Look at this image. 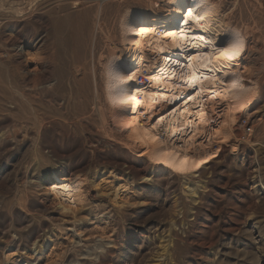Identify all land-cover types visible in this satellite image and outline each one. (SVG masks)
<instances>
[{
  "label": "rangeland",
  "instance_id": "1",
  "mask_svg": "<svg viewBox=\"0 0 264 264\" xmlns=\"http://www.w3.org/2000/svg\"><path fill=\"white\" fill-rule=\"evenodd\" d=\"M148 1L0 0V264H264V0H215L232 22L252 30L243 62L259 93L219 157L188 184L148 160L141 184L121 161L103 157L124 156L112 143L124 135L112 128L106 138L99 122L84 131L55 124L35 134L21 95L32 92L27 69L50 63L56 75L63 72L64 89H75L77 64L90 66L93 52L104 62L120 39L121 15ZM37 51L40 61L29 63ZM80 108L72 101L65 111ZM52 146L77 167L72 179L86 183V201L74 213L48 190L52 172L68 175L48 153Z\"/></svg>",
  "mask_w": 264,
  "mask_h": 264
},
{
  "label": "bare ground",
  "instance_id": "2",
  "mask_svg": "<svg viewBox=\"0 0 264 264\" xmlns=\"http://www.w3.org/2000/svg\"><path fill=\"white\" fill-rule=\"evenodd\" d=\"M161 1L163 8L160 1L149 0L146 6L124 11L113 52L104 62L95 60L93 52L90 66L77 64L75 89H64L63 72L56 75L55 66L51 71L53 65L46 62L27 69L33 77L32 92L21 95L32 108L38 138L55 124L84 131L99 122L106 138L114 136L112 128L124 135L112 140L124 156L103 157L121 161L137 173L141 184L148 180L141 168L147 160L160 171L184 176L188 184L190 176L219 157L239 114L258 98L260 83L243 62L252 30L232 22L221 2ZM93 43L94 51L96 39ZM224 51L235 54L224 59L220 55ZM19 52L28 54L24 46ZM40 53L33 59L28 55L29 63L40 61ZM72 101L79 102L80 110L65 111ZM37 150H45L41 140ZM48 153L62 172H68L66 177L52 172L48 190L64 212L74 213L86 201V183L72 179L77 167L65 160L61 148L52 146ZM92 156L89 151V160Z\"/></svg>",
  "mask_w": 264,
  "mask_h": 264
},
{
  "label": "built area",
  "instance_id": "3",
  "mask_svg": "<svg viewBox=\"0 0 264 264\" xmlns=\"http://www.w3.org/2000/svg\"><path fill=\"white\" fill-rule=\"evenodd\" d=\"M139 81L141 84L144 83L142 77L139 78ZM243 127L246 135H251L253 133V127L246 120L243 122Z\"/></svg>",
  "mask_w": 264,
  "mask_h": 264
},
{
  "label": "snow or ice",
  "instance_id": "4",
  "mask_svg": "<svg viewBox=\"0 0 264 264\" xmlns=\"http://www.w3.org/2000/svg\"><path fill=\"white\" fill-rule=\"evenodd\" d=\"M235 53L234 52H229V51H224L221 52L220 55L224 58V59H232L233 55Z\"/></svg>",
  "mask_w": 264,
  "mask_h": 264
}]
</instances>
